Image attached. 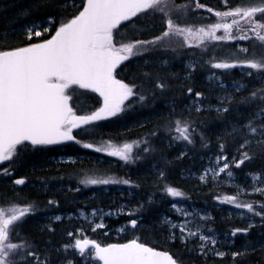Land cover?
<instances>
[{"label":"snow or ice","instance_id":"snow-or-ice-1","mask_svg":"<svg viewBox=\"0 0 264 264\" xmlns=\"http://www.w3.org/2000/svg\"><path fill=\"white\" fill-rule=\"evenodd\" d=\"M227 3V0H224ZM68 7H75L74 3H69ZM82 10L66 22L61 23L51 35L50 39L40 43H30L27 46L10 49H0V164L13 161L24 150V146L29 144L34 149L37 147H47L61 145L65 142H74L83 149L93 150L97 153L118 158L125 164H134L141 157L133 155L134 148L141 147V141L125 142L117 145L111 141L105 144L97 145L92 142L82 143L73 135L74 130H81L85 135H93L96 123L111 117H116L124 113L132 106V103L144 104L155 102V92L149 91L147 95L139 92L136 85H129L123 80L116 78V70L130 58L143 55L150 48L155 49L162 41H166L171 36L183 37L186 46L200 48L205 41H251L256 40L264 45V3L252 6H237L224 11H214L208 8L209 13L220 18V22L213 23L207 28L191 26L181 27L171 18V13H180L184 5H176L173 0H86L81 5ZM196 8L204 9L205 5L196 0ZM141 14L152 16L163 14L166 18L165 31L161 35L150 40H136L129 43H120L114 41V30L119 35V27L122 22H133V18ZM260 14L262 19H257ZM228 18H231L228 22ZM241 22H244L243 24ZM49 23H54L49 18ZM223 30V35L216 33ZM233 29L240 34L233 35ZM50 28H44L43 31L36 30L35 27L29 28L28 38L33 36L41 37L50 32ZM168 51L169 49H161ZM175 51V49H171ZM239 51L248 53V48H240ZM167 64V61H163ZM211 69H232L244 68L255 70L256 72L264 71V55L256 59L235 60L232 62H206ZM197 62L186 65L189 72L194 71ZM252 71L247 72L251 76ZM146 77L149 74H144ZM210 83L222 90H227L228 85L215 74L208 76ZM78 86L80 89H91L103 97V106L98 110L88 114L78 115L72 107V96L68 94L69 89ZM247 86L238 82L232 85L234 93H240ZM155 90L161 93L170 88L166 83L157 79ZM187 94L192 96L193 89L187 88ZM204 94L195 93V99L190 101V105L195 112L204 109L201 101ZM221 104L215 111L222 118V122H227L224 114L233 110V106L238 111L241 107L251 109L248 119L241 126L237 122L228 123L231 132H226L227 136L233 140L239 138L242 142L237 149L240 157L237 159L232 156L231 162L225 153V144H219V154L209 158V167L205 168L199 176L201 182L206 183L208 178L215 182L221 174L232 186L234 173L231 168H240L246 161L254 159L248 151H241L246 146L255 144L264 149V94L258 91H251L247 96L242 97L239 101H234L232 96L219 98ZM228 106H225V105ZM172 114L175 108L169 105ZM174 128H169L170 139L176 143L194 144L193 135L201 136L204 148H209L208 143L202 134L196 133L189 121L179 119L170 121ZM152 135H156L155 132ZM251 138V139H250ZM144 152H149L147 147L148 141L144 140ZM181 153L179 158H183ZM74 162V161H70ZM214 165V167H213ZM5 176H11L13 173L10 168H4L0 173ZM158 177L163 180L164 172L157 173ZM252 179V193H264V187H258L260 180L259 173H249ZM15 185H24L25 178H18L13 181ZM123 184L134 186L128 179L116 180L111 178H93L87 177L79 181V185L84 187ZM77 187L76 191H79ZM164 195L174 202L171 208L175 215L180 217L179 221H173L171 217H162L160 223L167 226L169 238L173 241L180 239L182 244H187L190 239L198 238V254L223 258L227 253L215 250L218 243L215 232L211 228L205 229L207 221L212 217L201 215L199 210H188L183 205L178 206L179 201L185 198V193L175 186H166ZM215 199L220 204H227L236 209L246 210L248 214L254 217H260L264 222V214L254 211L253 202H240L237 195L216 196ZM152 203V197L148 199ZM49 205L58 204L57 201L49 200ZM141 208L144 205H140ZM264 208V205H260ZM139 209H137L138 211ZM35 206H0V264H50L51 257H43L35 251V245L29 242L27 237L22 236L20 225L24 223L29 215L35 214ZM103 212V210H100ZM81 217L87 219L88 216L97 217L98 211L91 209L85 212L79 210ZM127 214L132 216L135 212L124 213L121 208L117 212H107L104 215L116 216ZM243 216V213H241ZM198 218L201 224H193V220ZM56 221L62 219L57 215L53 218ZM138 226L137 219H131L126 225L122 226L119 231L126 227L135 229ZM105 227L102 218L100 222L95 223V229ZM254 223H250L247 228L231 229L228 236L235 242L238 234L247 236ZM205 230L209 234H204ZM179 233V236L176 233ZM17 237L15 241L10 237ZM69 237L73 233H68ZM77 235L83 236V230H78ZM211 246L209 248L208 246ZM61 249L67 252L69 249L76 251V254L82 258L84 264H92L93 261L102 262V264H182L172 254L166 251H160L150 247L137 239H132L127 243L109 244L102 246L95 240L89 238H76L71 245H62ZM207 249V251H206ZM245 250L231 253L235 260L238 256H243ZM66 264H74L73 261H67Z\"/></svg>","mask_w":264,"mask_h":264},{"label":"trees","instance_id":"trees-1","mask_svg":"<svg viewBox=\"0 0 264 264\" xmlns=\"http://www.w3.org/2000/svg\"><path fill=\"white\" fill-rule=\"evenodd\" d=\"M70 1H74L75 7H68ZM78 0H0V49H10L20 46H26L31 42L27 39L25 33L13 30L16 26L31 20L40 19L44 20L48 17H52L54 21H58L60 17L72 18L78 14L81 7L77 6ZM196 2V0H193ZM204 3L210 4L212 7L223 10L218 0H200ZM252 0H228L231 6H245ZM264 3V0H262ZM209 16L204 17L206 21H210V18H216L215 16L207 13ZM157 15V14H156ZM156 16L154 20L148 21L146 18L137 19L133 22H127L122 24L119 31L121 39L124 43L134 42L136 40H150L156 36L162 34L165 31L164 20L166 19L163 14ZM220 20V18H218ZM231 18H228V20ZM257 19H262L258 18ZM160 27H157L159 23ZM264 22V19H262ZM242 24L244 22H241ZM233 35H239L240 33L233 29ZM239 41V40H237ZM162 41L159 45L163 44ZM236 42V41H235ZM234 42V44H235ZM243 44L253 45L259 47L258 41H240ZM253 42V44H252ZM229 44L213 46L209 53L205 55L210 57L214 55L213 59H220L221 55H224L223 51H229L227 47ZM204 50V49H203ZM214 52L217 54H214ZM226 54V53H225ZM149 60L145 62L144 58L140 57L139 60L130 59L120 65L116 70L117 79L123 80L129 85H136L137 90L145 95L149 91L155 92L156 100H151L144 104L132 103V106L128 108L124 113L119 114L116 117H111L106 120H102L96 123L93 130V135H85L83 131L77 129L73 131V135L77 137L82 143L92 142L97 145L105 144L111 141L115 144H122L125 142L141 141V147L139 149L134 148V156L139 155L141 159L137 160L134 164H125L120 160L114 161V158H106L100 163L92 162V159H88V155H93V150L83 149L74 142H65L61 145L37 147L33 148L29 144L24 146V150L19 152V155L13 159V161L4 162L0 164V173L4 168H10L12 171L11 176H5L0 174V206H27L32 204L35 206V214L29 215L24 223L20 225V232L22 236L27 237L29 242L34 243L35 249H43L40 254H46V247L51 243V237L56 236L58 233H64L63 221L50 222L49 226L45 219L41 218L44 212L41 208L48 206V201L59 202L62 200L60 196L50 197L48 195L49 189L56 187L53 185L55 180L59 185H72L75 186L76 181L83 178L89 173H103L114 171L116 177L128 179L132 184H136L135 188L130 190L134 192L135 198L139 202L144 203L142 211L150 210L151 204L148 203V196H154L158 198L161 194L164 195V188L166 186H175L185 193V198L191 201H207V196H210L209 191L202 196L199 194L200 186L197 180L194 181L193 189L187 188L182 182V173H180L179 163L187 162L191 163L202 157L203 159L216 155L219 151V144H225V151H229L226 148L229 143V137H219L216 133L217 129L229 122L233 116L232 111L225 113L224 118L227 122H222V118L215 110L203 109L200 112H195L192 109L183 108L185 103H188L191 97H195L196 92L204 94V98L208 99V102L214 101L212 86L208 85L205 80L200 77L202 74L199 70L204 69L198 67L194 70L196 74L193 78L184 77L180 75L185 71L183 63H179V60L172 58L170 64L164 65L155 61L156 58L162 57L159 55L151 54ZM146 58V57H145ZM152 62V63H151ZM147 73L149 76H145ZM157 79L160 82L166 83L170 90H166L161 93L155 90V84ZM78 90L74 89L73 92V106L78 115L88 114L97 110L98 102L95 97L75 86ZM193 89L192 96L187 94V88ZM240 99L236 100L239 101ZM175 108L172 114L171 107ZM189 121L196 129V133L202 134L205 141L208 143L209 148H204L201 136L194 134V144L188 145L186 143H176L170 139L168 132L169 128H174L175 125L170 123L173 120ZM155 132L156 135H152ZM147 140V147L150 148L149 152H144L142 149L145 147L143 141ZM250 155L254 156L251 161H246L244 165L238 170L252 171L261 169L264 167V149L249 150ZM181 153H184L183 158H179ZM61 154L75 156L76 160L73 163L59 165L56 171H52L47 164L51 157H56ZM80 156H86L81 158ZM176 158H175V157ZM80 157V158H79ZM95 161V160H93ZM157 161L163 168L164 178L161 180L157 174L152 175L150 165L152 162ZM111 163V164H110ZM52 167V166H51ZM25 177L26 183L17 187L13 181L15 178ZM51 182V186H46V183ZM34 183L33 185H31ZM4 185L6 188H1ZM58 185V186H59ZM126 187H124L125 189ZM130 188V187H129ZM199 188V189H198ZM46 191V193H44ZM64 188L60 190L63 194ZM218 192L215 190L214 195ZM210 198V197H209ZM208 198V199H209ZM68 199H72L68 197ZM131 201H135V200ZM161 201V200H160ZM260 205H264V197L260 199ZM62 203V202H61ZM143 219L145 222L148 220L145 214ZM149 230L145 231L147 238L145 243L152 247L159 248L170 252L177 260L182 264H215L208 263L210 258H204L202 255L194 253L188 244H182L179 239L176 240H164L160 242L158 238L162 235L161 232L157 233L154 229H158L157 224H152L150 220ZM146 222V223H148ZM230 224V223H229ZM46 225V226H45ZM152 229V230H151ZM58 236V235H57ZM164 238L166 236H163ZM64 239H57L58 245ZM123 242V241H121ZM111 243V241H109ZM250 261L254 264L253 256H250ZM29 264H32L30 261Z\"/></svg>","mask_w":264,"mask_h":264},{"label":"rangeland","instance_id":"rangeland-1","mask_svg":"<svg viewBox=\"0 0 264 264\" xmlns=\"http://www.w3.org/2000/svg\"><path fill=\"white\" fill-rule=\"evenodd\" d=\"M220 2V5L224 8L223 10H218L214 7H212L208 3H204L203 1L199 0V3L204 4V9H197L196 8V2L193 0H173V3L176 5H184L185 7L180 9V13L177 14L176 12L171 13V18L176 21L181 27L184 26H191L194 29L198 27H205L220 22V20L216 18H210V21H206L203 18L209 16L207 13L208 8L213 9L214 11H224L228 10L230 8H235L236 6H231L227 0V3L224 2V0H218ZM70 3H74V1H70ZM86 0H78L77 6L81 7L82 4H85ZM262 0H252L248 5L245 6H252V5H259L262 4ZM82 10V7H81ZM214 16V13H209ZM156 16H160V14H155L152 16H147L141 14L138 17L133 18V21H136L137 19H144L146 18L148 21L154 20ZM258 18H261L260 14H257ZM48 17L44 20L40 19H31L20 26H16L13 30H18V32L25 33L27 39L31 43H40L44 40H47L51 38V35L54 34L56 28L63 22H66V17H60L58 21H54V23H49ZM53 19V18H52ZM155 21V20H154ZM230 22V19L228 20ZM159 23V22H158ZM161 23L157 25V27H160ZM35 27L36 30L43 31L44 28H50L51 31L46 33L45 35L41 37H35L33 36L31 39L28 38V32L27 30L29 28ZM115 31V30H114ZM217 35H223L224 32L221 29L216 33ZM114 41H119L120 43H124L123 39L120 38V36L116 35V32L114 33ZM205 41L204 44L197 48L195 47V41H193V47L189 48L186 46V42L183 37L180 36H171L166 41L163 42V44L158 45L155 49L150 48L148 51H145L143 55L136 56L130 59L133 60H139L140 57L144 58L145 62L148 61H154L149 60V55L155 54L162 57H158L155 59L156 62L160 64H164L163 61H167L168 65L170 64V60L172 58H176L179 60V63H183L185 71L182 72L180 75L182 78L184 77H191L193 78L196 74L194 71L189 72V70L186 68V65L193 62L194 60L197 62V69L198 67H203L204 64L206 66L204 69L199 70V73L202 74L200 77L201 79L205 80L208 85L212 86V90H215L213 93V99L214 101L208 102V99H203L201 103L205 106L204 109L206 110H215L217 107H220L221 104L219 102L220 97L224 96H232L233 100L236 101L238 99H241L244 96H247L251 91H258L260 94H264V71L256 72L255 70L250 69H244V68H232L227 70L222 69H211L206 62L212 61V62H219V61H227L232 62L235 60H249V59H256L260 55H264V45H261L260 42H258L259 47L243 44L240 41ZM229 44L227 46L229 48V51L222 50L224 55H221L220 59H213L214 55H211L210 57H207L205 54L209 53L213 46L217 45H225ZM253 44V42H252ZM240 48H248L249 52L244 53L239 51ZM161 49H169L168 51H163ZM171 49H175V51H171ZM204 49V50H203ZM226 53V54H225ZM214 54H216L214 52ZM217 55V54H216ZM146 57V58H145ZM129 59V60H130ZM151 62V63H152ZM195 68V70H196ZM252 71V75L248 76L247 72ZM215 72V74L224 82V84L228 85V89L222 90L215 86V83H210L208 81V76ZM234 82H238L241 84L246 85L247 87L242 90L240 93H234L232 85ZM88 93L95 96V100L98 102V108L97 110L103 106V97L100 96L99 93L94 91H88ZM195 99V97H191L188 103H185L183 105V108L192 109V106L190 105V101ZM225 106H228L227 104ZM234 107V106H233ZM235 108V107H234ZM203 110V109H202ZM95 111V110H90ZM251 111V109H246L241 107L238 111L234 109L232 111V118L229 122L224 124L222 127L218 128L216 133L220 137H229V143H227L226 148L229 151H225V153L229 157V162H231V158L233 155L239 159L240 152H237V149L239 148L240 143L242 142L241 139L237 138L233 140L232 137L227 136L226 132H231V128L228 127V123L237 122V118L239 117L238 123L242 126L245 121L248 119V114ZM216 112V111H215ZM251 139V138H250ZM120 145V144H118ZM99 146V145H98ZM258 150L262 149L261 147L256 146L255 144L246 146L241 151H249V150ZM95 152V151H94ZM219 154V151L216 153V155ZM134 155V150H133ZM211 156L208 158L203 159L200 157L199 159L195 160L194 163L196 166L190 165L186 168H181L180 173H182V178L189 180L192 182V180H197L199 186L203 191H209L210 198L207 196V201H191L189 199H182L179 201L178 206L183 205L188 210L196 209L199 210L201 215H209L212 217L211 220L207 221L205 225V229L211 228L214 230L216 238L218 240L217 245L215 246V250L223 251L227 253L223 258L214 256L212 254H208L207 256H204V258H212L215 262V264H234L235 261L244 260L246 263L242 264H252L250 261V256H254V254L249 255L246 251L249 247H256L255 250L260 249L259 254L264 255V222L261 221L260 217H254L251 214H248L246 210L242 209H236L230 205L227 204H220L215 197L216 196H223V195H237L240 202H253L254 203V211L261 212L264 214V208L260 207V199L264 197V193H252L249 194L250 190L252 189V179L249 176V173H259L260 174V180L257 183L258 187H264V167L261 169H256L252 171H242L241 169L237 168H231V171L234 173V179L232 181V186H229L228 181L226 180L225 176L223 174L220 175L217 181H213L211 177L208 178L207 182H201L199 179V176L204 171L205 168L209 167V158L215 157ZM81 158H85L86 156H80ZM79 157V158H80ZM175 157V156H174ZM88 159H92V162L100 163L104 161L106 158H113L109 157L100 153L95 152L93 155H88ZM176 158V157H175ZM114 164L115 162L118 163L119 159L114 158ZM76 157H73L71 155H58L56 157H51L50 161L47 164L48 167L52 169V171H56L59 165L73 163L70 161L75 162ZM95 160V161H93ZM122 162V161H121ZM111 164V163H110ZM52 166V167H51ZM214 167V165H213ZM151 174L155 175L160 171H163L162 166L158 164L157 161H154L150 165ZM87 177H93V178H111L116 180H123L121 177H116V174L114 171L111 172H104L103 173H89L86 174L83 178H80V180L85 179ZM76 181L75 186L72 185H59L58 181L55 180L53 183L54 186L52 187L53 190L48 191V195L50 197L53 196H60L61 202L56 199L58 204L49 205L46 208H41V211L44 212V214L41 216V218L45 219L47 221V225L49 226L50 222H60L63 221V228L65 229V232L63 233V241L60 245L56 247L54 250V253L63 255V259L61 260L60 264H66L67 261H73L74 264H84V261L80 256L76 254V251L73 249H69L67 252H64L61 249L62 245H71L74 242V239L76 238H89L94 239L102 244H108L109 241L113 242H121V241H129L132 239H137L138 241H145L147 238V235L145 231L149 230L151 227L147 224L143 219L145 218V214H153L152 223L157 224L158 229H154L155 232L162 233V236H166L165 239L163 237L159 238L158 240L160 242H163L164 240H172L169 238V230L167 226H162L160 221L162 217H171L173 221H179L180 217L174 214L173 209L171 208V204L174 202L172 199L166 197L165 195H160L158 198H155L154 196L149 195V197H152V203L150 210H145L144 213L142 211V208L140 205L144 204L142 202H139L137 198L134 199L135 194L130 189L135 188L137 186L136 184L132 187L129 185H123V184H110V185H98V186H90V187H84L79 185V181ZM32 183L31 185H33ZM51 182L46 183V186H51ZM192 184V183H191ZM59 185V186H58ZM194 184H192L193 186ZM77 187H79V191H76ZM124 187H126L124 189ZM130 187V188H129ZM64 188L65 191L63 194L60 193V190ZM180 190V189H179ZM215 190H217L218 194L214 195ZM46 193V191H44ZM68 197H71L72 199H68ZM135 201H131V200ZM53 200V199H52ZM70 200V201H69ZM161 200V201H160ZM68 201V203H67ZM69 205V206H68ZM4 207H11V206H4ZM123 209L124 213L127 212H135L134 215L129 216L127 214H120L116 216H107L104 215L105 213L111 211V212H117L120 209ZM83 209L85 212H88L91 209H96L98 211L97 217H91L88 216L87 219L83 218L79 214V210ZM137 209H139L137 211ZM100 210H103L101 212ZM243 213V216L241 215ZM61 216L62 219L60 221H56L53 218L55 216ZM102 218L103 224L105 227L95 229V223L100 222V219ZM131 219H137L138 220V226L133 229L131 227H126L123 231H119L122 226L126 225L128 221ZM203 222L199 221L198 218L193 220V224H201ZM230 223V224H229ZM250 223H254L255 227H252L251 230L248 232L247 236L243 234H238L235 237V242H232V238L228 236L229 230L236 229V228H247ZM46 226V225H45ZM83 230L84 235L79 236L77 235L78 230ZM152 230V229H151ZM73 233L72 237H69L68 233ZM204 234H209L206 230ZM177 236H179V233H176ZM11 240L15 241L17 239L16 236L12 235L10 237ZM178 239V238H177ZM180 240V239H179ZM198 238L190 239L187 244L189 245V248L196 254H198L197 245L199 244ZM211 248V246H208ZM242 249L245 250V254L243 256H238L233 259L231 253L241 251ZM41 249H35L39 255L42 257L46 254H40ZM50 251H53L50 249ZM207 251V249H206ZM200 255V254H198ZM255 260V259H254ZM256 261V260H255ZM257 262V261H256ZM258 263V262H257ZM92 264H101L99 261H93Z\"/></svg>","mask_w":264,"mask_h":264},{"label":"bare ground","instance_id":"bare-ground-1","mask_svg":"<svg viewBox=\"0 0 264 264\" xmlns=\"http://www.w3.org/2000/svg\"><path fill=\"white\" fill-rule=\"evenodd\" d=\"M179 110H177V111H175V112H178ZM179 165V167H180V169L181 168H186V167H188V166H190V165H193V166H196V164L194 163V162H191V163H187V162H182V163H179L178 164ZM182 182H183V185H185L187 188H191V189H193V186H192V184H194L195 182L194 181H192V182H190L189 180H187V179H184V178H182ZM192 183V184H191ZM1 188H6V186H4V185H2L1 186ZM200 188V187H199ZM198 188V189H199ZM51 190H53V188H51L50 189V191ZM199 194H202V196L204 197V195H206V191H203V189H201L200 188V192H199ZM208 199V198H207ZM70 201V200H69ZM67 203H68V201H67ZM69 206V205H68ZM148 217H147V219L148 220H150L151 221V223H152V218H153V214L151 213V214H148L147 215ZM148 220L146 221V222H148ZM47 221H45L44 222V224L46 223ZM147 224H149V222L147 223ZM153 224V223H152ZM58 235V236H57ZM56 236H54V237H51L52 239L50 240V244L46 247V255H49L50 257H51V259H50V264H60V262H61V260L63 259V255H61V254H55L54 253V250L56 249V247L58 246V243L56 242L57 241V239L59 240V238H60V240H62L63 239V237H62V235H63V233H61V235H60V233H58ZM161 237H163L162 235H160V237L159 238H161ZM158 238V239H159ZM163 239H165L164 237H163ZM61 244V243H60ZM59 244V245H60ZM50 249H52L53 251H50ZM256 249V247H249L248 248V250L246 251L249 255H251V253H252V255L254 254V256H253V258L258 262H256V261H254V264H264V255H260L259 254V251H260V249H257V250H255ZM208 258V257H207ZM214 263V260L212 259V258H210L209 260H208V263ZM242 263H246L244 260H239L238 262L237 261H235L234 262V264H242Z\"/></svg>","mask_w":264,"mask_h":264},{"label":"water","instance_id":"water-1","mask_svg":"<svg viewBox=\"0 0 264 264\" xmlns=\"http://www.w3.org/2000/svg\"><path fill=\"white\" fill-rule=\"evenodd\" d=\"M21 186V185H20ZM125 243H127V242H125ZM111 244H122V243H111ZM102 245V244H101ZM109 245V244H108ZM147 245V244H146ZM102 246H107V245H102ZM149 246V245H148ZM151 247V246H150ZM155 249H157V248H155ZM157 250H160V251H164V250H161V249H157Z\"/></svg>","mask_w":264,"mask_h":264}]
</instances>
